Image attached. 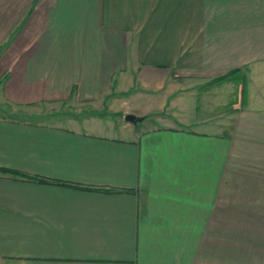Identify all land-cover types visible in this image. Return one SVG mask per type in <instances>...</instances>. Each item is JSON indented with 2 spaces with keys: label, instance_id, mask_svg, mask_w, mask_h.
<instances>
[{
  "label": "crops",
  "instance_id": "crops-1",
  "mask_svg": "<svg viewBox=\"0 0 264 264\" xmlns=\"http://www.w3.org/2000/svg\"><path fill=\"white\" fill-rule=\"evenodd\" d=\"M0 103V264H264V0H0Z\"/></svg>",
  "mask_w": 264,
  "mask_h": 264
},
{
  "label": "rangeland",
  "instance_id": "rangeland-1",
  "mask_svg": "<svg viewBox=\"0 0 264 264\" xmlns=\"http://www.w3.org/2000/svg\"><path fill=\"white\" fill-rule=\"evenodd\" d=\"M239 74H241V73H238L237 71H235L233 74L229 75L224 80H218V78L221 77L220 76L212 82L213 85L218 84V83H222V84H220L221 87H219L218 90L214 91V92H216L215 94H217V92L219 93V91L222 90L224 92V95L226 96V100L229 103V105H231L232 103H235V101L238 98H240V96H238V83H242L243 87H244V80H243V78L239 77ZM225 75H227V74H225ZM225 75H223V76H225ZM242 98H243V96H242ZM211 103H213V102H211ZM0 105L2 107H4L5 104L0 103ZM1 106H0V108H2ZM13 109H16L19 112L17 116L20 117L22 115L23 109H21L20 107H13ZM77 110H79V108ZM45 121H47V119H45Z\"/></svg>",
  "mask_w": 264,
  "mask_h": 264
},
{
  "label": "trees",
  "instance_id": "trees-1",
  "mask_svg": "<svg viewBox=\"0 0 264 264\" xmlns=\"http://www.w3.org/2000/svg\"><path fill=\"white\" fill-rule=\"evenodd\" d=\"M235 71L230 72L229 74L225 75V76H221L220 78H218V80H224L226 79L229 75L233 74ZM2 172L5 173H10V174H14V175H19V176H23V177H28V178H32L35 181L38 182H43V183H57V184H65L64 182H56V181H52L50 179H45L42 177H31L30 175H27L23 172L17 171V170H13V169H7V168H1L0 169Z\"/></svg>",
  "mask_w": 264,
  "mask_h": 264
},
{
  "label": "water",
  "instance_id": "water-1",
  "mask_svg": "<svg viewBox=\"0 0 264 264\" xmlns=\"http://www.w3.org/2000/svg\"><path fill=\"white\" fill-rule=\"evenodd\" d=\"M126 119L129 120V121H131V122H133V123H137L138 121L142 120V118L137 117V116H135L133 114H128L126 116Z\"/></svg>",
  "mask_w": 264,
  "mask_h": 264
}]
</instances>
